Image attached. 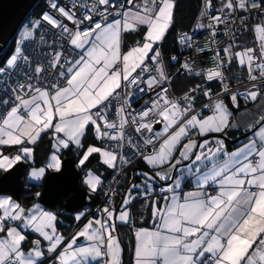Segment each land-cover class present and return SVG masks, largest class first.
Wrapping results in <instances>:
<instances>
[{"label":"snow or ice","instance_id":"snow-or-ice-1","mask_svg":"<svg viewBox=\"0 0 264 264\" xmlns=\"http://www.w3.org/2000/svg\"><path fill=\"white\" fill-rule=\"evenodd\" d=\"M127 5L95 0L82 17H77L72 11L75 4L66 9L57 0H49L54 13L45 12L39 21L25 26L20 45L0 66V75L17 69L21 62L31 67L22 45L33 38L41 21L58 29L62 36L66 34L67 42L77 51L74 56L69 53V57H64L63 51L53 53L49 68L36 64L34 76L27 77L29 82L11 89V101L0 99V105L6 106L0 113V172L5 173L3 181L8 182L17 164L33 158V148L26 145H35L41 134L49 130L55 151L44 167L31 170L32 179H43L47 170L60 173V150L70 145L82 148L89 130L96 140L115 143L88 146L78 166H84L93 154H99L109 168H116L118 161L129 164L131 161L123 155L128 147L150 167L166 170L154 175L141 173L146 178L144 184L131 186L119 212L104 207L102 217L89 220L67 242L56 228V214L39 203L25 208L12 196L0 195V264H43L46 254H55L57 264H121L122 249L114 234L116 221H129V205L139 195L151 196L157 179L165 182L160 192L171 195L164 197L162 208L153 201L152 215L159 221L156 228L135 232V264H264V115L257 121L260 127L254 138L236 151L228 152L221 139H194L235 127L230 124L232 113L219 94L213 100L211 90L206 88L203 94L211 102L203 107L212 114L202 116L195 108L199 85L181 99L169 95L170 79L160 46L174 24L175 0H127ZM99 6H104L103 10ZM259 7H264V0H226L221 15H211L210 23H199L197 28L208 27L215 36V26L227 22L222 18L225 8L231 12ZM110 8L120 18L109 22ZM204 8L201 15L208 16L212 0H205ZM59 17L71 21L75 28L70 29ZM141 26L146 29L141 38L123 51L125 34L137 33ZM256 31L261 41L259 55L252 48L235 53L253 82L264 81V23L258 24ZM178 41L189 48L193 46V36L187 33L180 35ZM224 52L227 61L216 52V66L206 70L205 78L221 81L223 91L229 93L222 69L226 62L231 63L230 47ZM171 59L175 61L177 57ZM181 67L194 71L188 62ZM257 70L258 75L254 74ZM49 71H54L64 83L53 80L40 87L30 82L39 81L41 74ZM262 89L264 83H252L242 93H230L231 102L239 107L241 96L257 101L264 96ZM136 91L154 92L155 99L137 111L132 107ZM156 125H161L159 131L155 130ZM130 128L137 134H147L134 141ZM149 145L151 152L147 151ZM3 146H18V151L5 154ZM174 172L178 175L174 176ZM188 177L194 179L195 190L181 196L179 190ZM101 183L100 176L91 170L86 173L85 184L91 192H96ZM209 187L214 188V194ZM133 189L137 190L136 195ZM84 215L81 212L75 219L79 221ZM28 231L47 242L46 249L41 239H35L25 251ZM80 238L88 243L79 245Z\"/></svg>","mask_w":264,"mask_h":264},{"label":"trees","instance_id":"trees-1","mask_svg":"<svg viewBox=\"0 0 264 264\" xmlns=\"http://www.w3.org/2000/svg\"><path fill=\"white\" fill-rule=\"evenodd\" d=\"M200 3L201 0H175L174 24L172 28L169 30L166 39L160 46L162 52V59L165 62L167 71L170 75H173L177 69V63L173 61L171 57L172 56L177 57L179 54L178 37L190 31L198 14ZM40 10H41V4L40 1L38 0L35 6L28 14L27 18L37 15L40 12ZM250 20L252 26L262 24L264 22V7H262L261 13L251 16ZM25 21L26 19L23 21L22 25L20 26L19 30L17 31L13 39L9 42L7 47L1 53L0 66H4L6 58L11 53H13L15 48L17 47L18 34L20 33L21 28H24ZM252 26L248 27L243 34L235 37L229 45L230 50L232 52L231 63H229L226 67L223 68L224 77H225L223 83H226L230 88L239 85L243 87L241 90H244L248 87L243 85L253 82L250 81L248 78L247 68L245 66L238 65L235 59V51L245 50L247 48L255 49ZM130 35L131 34L126 33L125 37H128ZM138 35L139 33H134V36H138ZM126 47L127 46L125 47L123 46L122 50H124ZM254 74H257V72ZM177 79L178 78H176L171 84L173 95L176 97L183 96L190 89L196 88L198 85L200 86V90H198L195 93L196 105L205 99L203 96V89L206 88L210 89L212 95L220 92L222 89L221 81L219 80L207 81L205 76L192 77V78L182 77V82L180 83H176ZM223 96L230 100V105L232 111L234 112H236L241 106H243L247 102V100L244 103L239 102V107H235L232 104L231 99L228 95H223ZM194 139L198 141L204 138H199V136H197ZM239 139L242 141V143L245 140V138L242 137H239ZM95 140L96 139L94 138L93 133L91 132V130H89V132L82 141L83 147L76 149L74 148L73 145H71L68 149H62L60 153L61 160H64L67 157H72L76 160V162H78L81 156L83 155L84 151L87 149V147L96 143ZM97 142L99 146H103L104 141H97ZM52 145H53L52 137L50 138L49 134L47 136H44V138H42L35 145L34 155L32 160L22 163H24L27 168L30 166H34V167L44 166L47 157L50 153ZM231 146H238V145L236 144V141H234L231 144L230 141L228 140V147ZM15 151L16 149L13 150V152H10L9 154H13L15 153ZM142 160L139 163H137L135 166L130 168L129 170L127 171L125 170L121 172V174L118 171L119 170L118 167L109 168V169L106 168L105 165L102 164L99 161L98 157H96L95 155H92L89 158V161H87L84 166L80 167V170H84L85 173L91 170L95 175L100 176L102 183L100 185L101 187L99 186L98 190L93 194L95 197V201L93 203H89L88 201L86 207L81 210L83 213H85V215L79 221H77L73 217V214L67 213L64 210H62L61 202H59L54 208L49 209L56 214L57 216L56 227L58 228V230L64 232V235L66 236V241L70 239L77 232L79 226L85 220L101 217L103 215L102 210L104 207L114 208L117 210V212H119L122 207V202L124 201L125 196L128 193V190L130 189L131 185L134 183L136 184L141 183V178L143 177V175H138L137 174L138 172H147L151 175H154L155 173L154 171L147 170V168L143 166ZM118 172L119 174L117 175ZM48 174H50L49 170L46 171L45 177L39 183H31L23 180L22 182L23 188L20 195H17L15 197L12 196V198L17 202H19L25 208H28L30 205L34 203L41 204L39 202V197H37L35 194L37 192L41 194L42 183L46 178V176H48ZM114 175H115L114 187L109 191L110 197L107 199V201H105V204L99 205V203L103 199L102 198L103 196L101 194V188L110 179H112L113 178L112 176ZM173 175L174 176L178 175V173L174 172ZM81 176L83 178L84 174H82ZM82 178H80V186L83 189H85L81 185ZM191 180H192L191 177L186 178L182 184V187H186V186L190 187ZM164 183L165 182L157 179L153 185L155 191L151 194V196L147 198H145L142 195L137 196V198L132 202V204L129 205L128 210L130 212V219L128 222L124 223L117 221L116 236L120 241V245L122 249V264H130L129 261L132 254L131 244H132L133 233L139 227L149 226V222L151 221L152 218L150 203L155 200L162 201L165 196L169 195V193L164 194L158 192L161 186L164 185ZM168 183H170V181ZM210 189L214 190L213 188H209L208 190ZM132 193L133 195H136L137 191H132ZM5 194L6 193L0 192V195H5ZM96 206L99 207L97 209H94ZM44 209L47 210L48 208L45 207ZM93 214H96V216H93ZM26 235L28 236V239L30 238V240H32L34 237V233L31 232H26ZM54 255L46 256L43 261V264H50L52 259L54 258Z\"/></svg>","mask_w":264,"mask_h":264},{"label":"built area","instance_id":"built-area-1","mask_svg":"<svg viewBox=\"0 0 264 264\" xmlns=\"http://www.w3.org/2000/svg\"><path fill=\"white\" fill-rule=\"evenodd\" d=\"M38 1V0H37ZM41 4V10L40 12L30 18H25V26L30 25V22L39 21L45 12H53L55 10H52L49 8V0H39ZM58 4L67 8H70L73 4L76 5L72 11L75 12V15L77 17H82V15L86 12L87 8H90L94 3L95 0H57ZM136 3H140V0H135ZM115 3L117 5H127V0H115ZM205 0H201L200 8L198 11V14L196 16V19L190 29L189 32H187L188 35L193 36V46L191 48L181 45L179 43V54L177 56V59L175 62L177 63V69L173 75H170L167 71L166 65V72L170 79V84L167 86L169 87V95L176 98L181 99L183 96L176 97L173 95L171 84L172 82L179 77H199V76H205V72L207 69L214 68L217 63V57L216 52L220 53V57L224 58L227 61V56L224 52L225 48H229V45L231 41L243 34L248 27H251V16L261 13L262 7L259 8H249L248 10L239 9L236 8L234 11H229L228 9L223 10V16L222 18L226 19V23L220 24L216 27V35H212V30L208 27L204 28H197V25L199 23H203L207 25L210 23V16L211 15H221V9L223 8V5L226 3V0H212L213 8L208 16H202L201 13L205 11L204 8ZM104 6H99L100 10H103ZM115 9H109V15L108 20L111 22L113 19H118L120 17H117L115 15ZM58 15V14H57ZM94 18L99 19V16H96L95 14ZM60 19L64 20V23L68 25L70 29H74L75 26L72 24L71 21L66 20L63 17H59ZM256 26L253 25V35H254V43H255V52L256 55H259L260 53V47H261V41L259 38V33L256 31ZM84 25H81V28H83ZM43 37V39H41ZM20 45V44H19ZM22 47L24 48L25 53L29 56V60L31 61V67H29L27 64L21 62L20 66L10 72H7L3 75H0V99H9L11 101V89L14 87H17L18 84L29 82L27 80V77L34 76L33 68L36 66V64H43L46 68H49L48 62L52 59V54L57 51H63L64 57H69V53H72V55H75V52L77 50H74L69 43L67 42V37L65 35H61L60 31L58 29L52 28L50 25H48L45 22L41 21V26L37 29H35L33 38L26 41ZM203 49V50H202ZM230 55L232 56V52L230 50ZM184 62H188L191 67L194 69L193 72H187L185 71L181 65ZM165 64V62H164ZM229 63H225L224 67H226ZM223 67V68H224ZM223 70V69H222ZM195 72H200L201 74L199 76L195 75ZM258 75V70H257ZM249 78V77H248ZM53 80H59L58 77H56L54 71H49L47 73L41 74V79L37 81L36 79L31 80L30 82L33 83L34 86H40L45 87ZM61 84L64 83L63 80H59ZM252 83H256L257 85H260L264 83L262 80H257L255 82L248 83L246 87H251ZM242 86H234L229 87L230 92L225 93L223 91V87L220 92L215 93L212 95V99L215 100L217 98V95L219 94V98L223 95H228L230 97V93H241ZM204 96V94H203ZM204 100L201 101L199 104L196 105L195 108L202 116L212 114L211 110L209 108H204L203 106L205 104H209L211 101L204 96ZM155 99V93L149 92V91H136L135 95L133 96L132 101V107L136 109L137 111H140L142 108L148 106L151 104V101ZM246 100L241 96L239 98V102L244 103ZM6 106L0 105V113H2L5 110ZM110 117L112 116V112L109 113ZM156 130V129H155ZM129 134L132 135L133 140L137 141L140 140L141 135H146L147 133L143 134H137L134 132V129L130 128L128 130ZM197 136H194L193 138H196ZM115 142H107L104 141L103 146L105 144H113ZM242 141L239 139L236 141V144H241ZM142 144V142H141ZM143 146V145H142ZM18 151V148L16 149L15 153ZM147 151H152V146H147ZM123 155L127 156L128 159L131 161L129 164H122L118 161L117 167L119 168V172L127 171L133 166H135L137 163H139L142 158L139 155H134L133 151L125 147L123 150ZM80 169V168H79ZM117 173V175L119 174ZM80 174H85L84 170H80ZM116 175V176H117ZM113 178L110 179L104 186L101 188V194H102V201L99 203V205L105 204V201L110 197L109 191L114 187V181H115V175L112 176ZM101 187V186H100ZM160 192V189L158 191ZM209 192H212L214 194V190H209ZM165 194V193H164ZM107 205V204H106ZM99 206H96L94 209H97ZM93 216H96V214H93Z\"/></svg>","mask_w":264,"mask_h":264},{"label":"water","instance_id":"water-1","mask_svg":"<svg viewBox=\"0 0 264 264\" xmlns=\"http://www.w3.org/2000/svg\"><path fill=\"white\" fill-rule=\"evenodd\" d=\"M37 0H0V55L13 39L25 18L28 16ZM160 125H156L158 130ZM217 138L225 139L223 136ZM215 136L198 140L214 139ZM27 169L24 163L17 164L12 171V178L4 182L5 173L0 176V192L8 193L10 196L20 195L23 183L22 179ZM82 178L77 162L72 157L62 160V171L52 172L44 179L41 188L39 202L47 207L53 208L58 201L62 202L65 212L70 213L86 207L87 192L80 186Z\"/></svg>","mask_w":264,"mask_h":264},{"label":"crops","instance_id":"crops-1","mask_svg":"<svg viewBox=\"0 0 264 264\" xmlns=\"http://www.w3.org/2000/svg\"><path fill=\"white\" fill-rule=\"evenodd\" d=\"M145 27L144 26H141L139 32V35L138 36H134V33H131L130 36L128 37H125V44H124V47L127 46L123 51H127L128 47L132 46L134 44V41L135 40H138L141 38L143 32L145 31ZM251 87H248L246 89H250ZM244 90H242V92H244ZM262 92H264V89H262ZM221 99L224 100L225 104H227L230 112L232 113L231 117H230V124H234L235 127H230L228 129L225 130V132H222V133H209L207 136H199V138H206V137H212V136H223L225 139L227 140H223L224 141V145H225V148L228 152H233V151H236L237 149H239L241 146H243L245 143H247L249 140L253 139L254 138V132L255 131H258L259 130V127L260 125L257 124V121L259 120L260 116L261 115H264V96H262L261 98H258L257 101H250V100H247L246 104H244L243 106H241L236 112L232 111V108H231V105H230V100L228 98H225L224 96H221L220 97ZM208 115H211V114H208ZM208 115H205V116H208ZM161 128V125L159 127V129ZM159 129L157 131H159ZM50 135V138L52 137L53 139V133L51 130H49L48 132L46 133H42L41 134V137L40 139L37 141V143L42 139L44 138V136H47V135ZM94 136V134H93ZM239 137H242V138H245V140L243 141L242 144L238 145V146H231V147H228V140L230 141V143L232 144L234 141H237L239 139ZM95 138V137H94ZM214 139H220V138H214ZM208 140H213V139H208ZM99 140H95L96 143L92 144V145H95V146H99L98 142ZM184 142H187L186 140ZM36 143V144H37ZM53 143H55L54 139H53ZM35 144V145H36ZM35 145H26L28 147H32L33 148V155H34V147ZM71 146V145H70ZM74 146V145H73ZM18 146H3L2 147V150L5 154H9L10 152H13V150L17 149ZM74 148L78 149L76 146H74ZM86 151V150H85ZM14 154V153H13ZM95 155L96 157H98L99 161L101 162V158L99 156V154H93ZM177 156H178V152H177ZM82 157V156H81ZM48 159V157H47ZM32 160V159H31ZM30 161V160H29ZM24 162V161H22ZM102 163V162H101ZM103 164V163H102ZM142 164L145 168H147V170H152L154 172L156 171H164L166 169H154L152 167H150L149 165L146 164V162L144 160H142ZM105 165V164H104ZM39 167H43V166H38V167H34V166H30L28 167L26 170H25V174H24V177L22 179V182L23 180L26 181L25 176L27 174V172L31 169V168H39ZM81 166H78V162H77V168L79 169ZM106 168L109 169V167L107 165H105ZM80 170V169H79ZM50 171V170H49ZM50 173H52V171H50ZM3 174V172H0V176ZM49 175V174H48ZM85 179H86V173L84 174V177L81 179V185L85 188L86 192H87V197H86V202L89 201V203H93L95 201V197H94V193L91 192L88 188V186L85 184ZM29 182V181H28ZM31 182V181H30ZM190 187L186 186V187H182L181 186V189L179 190V194L182 196L184 193L188 192V191H193L195 190V184H194V179L192 178L191 180V183H190ZM209 188H213V187H209ZM214 189V188H213ZM5 195H9L8 193H6ZM90 195V196H88ZM171 194H169L168 196H170ZM10 196V195H9ZM88 198H90L88 200ZM156 201V200H155ZM61 202L60 200L58 201V203ZM157 202V206L158 207H164L165 206V200L163 199L162 201H156ZM57 203V204H58ZM62 203V202H61ZM150 203V202H149ZM36 204V203H34ZM34 204L30 205L28 208L32 207ZM88 204V203H87ZM42 208H45L42 206V204H40ZM152 205H153V201L150 203V206H151V214H152ZM55 207V206H54ZM53 207V208H54ZM47 208V207H46ZM50 208H48L47 210H49ZM46 210V209H45ZM62 210L63 207H62ZM82 209L78 210V211H81ZM51 211V210H49ZM53 212V211H52ZM74 212H77V211H74ZM74 212H70L71 214H73ZM54 213V212H53ZM55 214V213H54ZM102 217V216H101ZM100 218V217H99ZM82 219V218H81ZM94 219V218H93ZM93 219H88V220H85L78 228L77 232L79 230H81L83 228V226L89 221V220H93ZM118 221V220H117ZM116 221V223H117ZM125 223V222H124ZM159 221L155 220L153 215H152V218H151V221L149 222V226H146V227H139L136 229V231L138 229H141V228H146V229H149V230H154L156 228V226L158 225ZM57 228V227H56ZM58 230V228H57ZM135 231V232H136ZM28 232H31V231H28ZM59 233L63 234L64 235V232L58 230ZM135 232L133 233V236H132V244H131V249H132V254H131V257H130V264H135V258H134V250H135V246H136V238H135ZM33 233V232H31ZM116 235V231L114 233ZM0 235H3V234H0ZM64 237L66 238V236L64 235ZM71 239V238H70ZM32 240L27 239V241L25 242L24 244V249L25 250H28L29 248L32 247ZM67 242V241H66ZM44 243V242H42ZM88 241H86L84 238H80L78 240V244L79 245H85L87 244ZM45 244V243H44ZM44 244L42 246H44ZM59 251V250H58ZM54 255V254H52ZM51 255V256H52ZM46 256H48V254H46ZM45 256V257H46ZM50 256V255H49ZM55 256V255H54ZM54 262L53 264H57V261L53 258L51 263ZM93 264H96V262H93ZM121 264H122V255H121Z\"/></svg>","mask_w":264,"mask_h":264},{"label":"rangeland","instance_id":"rangeland-1","mask_svg":"<svg viewBox=\"0 0 264 264\" xmlns=\"http://www.w3.org/2000/svg\"><path fill=\"white\" fill-rule=\"evenodd\" d=\"M264 23V22H263ZM24 28H25V25H24ZM24 28H21V30H20V33L18 34V44H17V46L20 44V40H21V34L23 33V31H24ZM244 50H237V51H235V53H237V52H243ZM235 59H236V61H237V63H238V65H240V63H239V59H238V57H236V55H235ZM241 66V65H240ZM180 82H182V77H180V78H178L177 80H176V83H180ZM160 130V129H159ZM54 144V143H53ZM55 151V149L53 148V145L51 146V150H50V153H49V155H48V159L46 160V162H45V165L48 163V161H49V157L52 155V153ZM61 151H62V149L60 150V152L58 153V155L60 156V153H61ZM44 165V166H45ZM43 166V167H44ZM33 168H31L28 172H27V174H26V176H25V178L24 179H26V181L28 182H30L31 181V183H39L41 180H35V179H32L31 177H30V172H31V170H32ZM50 171H52V172H55V171H53V170H50ZM141 173H144V172H138L137 174L138 175H141ZM151 175V174H150ZM145 180H146V178L143 176L142 178H141V183L140 184H136V183H134V184H136V185H143L144 184V182H145ZM149 183H151V181H149ZM171 183V182H170ZM133 185V184H132ZM131 185V186H132ZM131 188V187H130ZM132 191H137L136 189H133ZM90 198H88V200H89ZM46 211H49V210H46ZM50 212H52V211H50ZM82 211H77V212H74L73 213V217L75 218L76 217V215L77 214H79V213H81ZM53 213V212H52ZM34 233V232H33ZM33 239L35 240V239H41L42 240V238L37 234V233H34V237H33ZM42 242H44V243H42V245L44 244V246H42L43 248H45L46 249V247H47V242H45V241H43L42 240ZM59 250V249H58ZM25 251H27V250H25ZM121 255H122V253H121ZM45 259V258H44ZM54 262H52V263H50V264H53Z\"/></svg>","mask_w":264,"mask_h":264},{"label":"clouds","instance_id":"clouds-1","mask_svg":"<svg viewBox=\"0 0 264 264\" xmlns=\"http://www.w3.org/2000/svg\"><path fill=\"white\" fill-rule=\"evenodd\" d=\"M80 171V170H79Z\"/></svg>","mask_w":264,"mask_h":264}]
</instances>
